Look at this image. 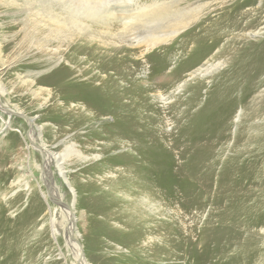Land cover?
Here are the masks:
<instances>
[{"label": "rangeland", "instance_id": "rangeland-1", "mask_svg": "<svg viewBox=\"0 0 264 264\" xmlns=\"http://www.w3.org/2000/svg\"><path fill=\"white\" fill-rule=\"evenodd\" d=\"M79 1L31 2L34 8L56 9L67 5L75 8ZM97 1V5L110 7L124 1L123 4L131 5L134 0ZM10 2L14 0H0V238L5 239L4 252L14 254L7 264H71L65 225L72 227V239L86 264H109L110 260L115 264H264V70L253 78L251 61L243 62L226 51L217 55L216 61L221 64L211 73L213 77L199 81L200 86L191 89L193 80L177 86L179 80L174 79L165 89L147 91L150 109L143 113L154 110L153 106L159 109L161 121L158 118L155 127L160 140H156L162 143L144 152L145 162L138 164L147 170L155 165L151 176L146 173L141 178H152L155 196L148 192L137 196L132 193L135 186L122 185L125 182L117 177L129 160L124 156L135 154L127 139L132 128L126 127L123 134L117 135L107 131L105 122L107 127L119 126L114 113L98 117L94 116V109L79 110L75 97L83 84L99 94H116L124 83L119 80L115 86L101 84L106 76H115L109 69L106 76H101L98 68L105 55L99 57V52L87 63L81 59V64H76L75 72L65 78L64 82L70 83L65 93L58 96L57 106L48 110L55 92L52 85L38 78L52 74L61 61L55 58V49L48 50L52 60L40 57L43 53L27 50L22 20L28 18L13 10L15 6L6 5ZM224 6L217 15H209V21L146 51V57H138V71L134 73L138 82L148 83L150 69L156 79L163 77L162 72L185 70L208 48L215 53L224 45L245 47L248 42L264 48V0H235ZM152 24H147V31L153 28ZM131 36L143 41L145 34L133 32ZM71 52L66 59H70ZM119 52L115 50L114 54ZM130 56L134 57L131 52ZM66 64L63 66L72 70ZM87 78L96 84L87 82ZM252 82L256 85L253 89ZM215 91L220 95L217 103L222 104L217 111L208 112V117L223 114L232 105L233 112L224 121L225 141L214 150L210 167L199 169L193 154L186 153L177 135L189 117L204 105L209 93L214 96ZM161 92L167 95L166 100L158 97ZM225 92L230 94V100ZM133 93L140 97L141 90ZM193 94L196 102L188 103ZM246 94L255 101L254 114L245 106ZM1 103L10 107L11 113L2 110ZM78 112L83 114L81 123ZM90 113L96 119H91ZM178 116L175 125L173 120ZM120 122L125 124L123 116ZM68 145L75 147L66 149ZM143 148L139 146L137 150ZM70 149L89 159H78ZM117 156H121V162L114 165ZM131 166L127 174H137L139 169L135 164ZM207 171L209 181L204 177ZM100 195L103 198L96 202L102 205L94 207L93 199ZM218 197L222 199L217 206L214 201ZM106 203L116 215L109 222L111 232L101 222L107 213L102 210ZM127 217L132 219L128 226L131 230L120 228V219ZM51 224L59 230L55 239ZM125 224L123 221L122 226ZM217 224L219 231H210L209 227ZM140 228H144V235ZM219 233L221 239L215 242L213 238Z\"/></svg>", "mask_w": 264, "mask_h": 264}, {"label": "bare ground", "instance_id": "bare-ground-1", "mask_svg": "<svg viewBox=\"0 0 264 264\" xmlns=\"http://www.w3.org/2000/svg\"><path fill=\"white\" fill-rule=\"evenodd\" d=\"M31 1L32 0H14V3H6V5L9 7L15 6L13 10L25 13V18H28V20H22L23 27L25 28L24 42L27 50L30 51V53H43L40 57L49 60L50 52L48 50L55 49V58L61 61V64L55 68L52 74L47 77L38 78V81L52 85V89L55 92V94L51 96L52 100L50 101L48 110L55 108L58 104V96L65 93V87L70 84L64 82L65 78L75 72L76 64H81V59L87 63L88 60L98 55L99 52L101 53L99 57L105 55L104 62L100 64L98 68L101 76H106L108 69L110 73L115 76L112 78L106 76L101 81V84H111L115 86L119 83V80L124 83H120L124 88H120L119 92L116 94H109L107 91L99 94L95 92V88H89L83 84L78 92V97L77 95H75V97L79 100V110L82 109L85 112L87 109H94V116H98L99 114L104 115L107 112L114 113L118 118L119 126L109 124V128L106 126L107 123L105 122L103 127L107 131H114V134L117 135L118 133L123 134L126 127L132 128L131 130H128L127 139L131 142V149L135 154L130 153L124 156L129 160L121 166L123 167V171L119 172L117 177L124 180H122V183L125 182V184L122 185L131 187L135 186L136 189H132V193L137 196L144 192H148L155 196L156 190L153 189L151 182L152 178H148V180L146 178L145 180L141 179L146 176V173L151 176L152 170L154 172L156 171L155 165L154 168L149 169V162L146 161L147 170L144 165L139 166L138 164L145 162L143 159L144 152H149L151 149L160 146L162 143L161 141L158 143L156 140V138L159 137V132L155 125L158 122V118L161 121V117L158 116L159 109L153 106L154 110H150L145 114L143 113L144 110L150 109V105L147 103V97L149 96L148 93H146L147 91H160L165 89L174 79L179 80L177 86L185 84L188 80L194 81V85L191 89L200 86L198 83L199 81H202L204 78L210 79L213 77L214 74L211 73L221 64L220 61H216L218 59L217 55L226 51L231 52V56L238 60H244L243 62H247V60L251 61L253 65V78L257 77L261 71L264 70V48L260 44L248 42L245 47L232 46L227 48L224 45L215 53H211L208 48L207 52L205 51L202 53L185 70H177L174 72V69H172L169 72H162L161 74L163 77H160L159 79L154 78L153 70L150 69L147 79L148 83L144 81H142V83L138 82V78L134 77V73L138 71V60L141 59L138 57H146V51L159 47L162 44H166L167 41H170L174 37L185 35L193 28L202 25L203 21H209V15H217L222 8H225L224 5L231 4L235 0H134L131 5L127 3L123 4L124 1L113 4L110 7L106 4H104L103 7L97 5V0H80L78 2L79 6H76L75 8L71 4L72 8L67 5L56 9L50 8L51 6L48 9L47 7L34 8ZM72 3L74 5L76 4L74 2ZM152 22L153 28L147 31V24ZM163 28H167V31H162ZM133 32L135 34H145L143 41L133 40L131 36ZM140 42H143V45H141ZM53 44L54 48L51 47ZM69 50H72V52L70 53V59L68 60L66 58L69 56ZM115 50L117 52L120 51L119 54L115 55ZM258 51L259 55H257ZM261 51H263V53ZM130 52L134 57L131 58ZM79 54L80 56H78ZM47 56L49 58H47ZM71 60L74 61V64H70L72 63ZM63 63H68L66 65H69V68L72 70H68V68L63 66ZM159 66L163 71V65L159 64ZM89 79L90 78H87L86 81L96 84L95 81ZM255 86V83L252 82L251 89ZM138 90H141V93H139L140 97H135L133 92ZM144 92L146 94H144ZM224 94L230 100V94L228 92H225ZM195 96L196 94H193L188 103H190V101L196 102ZM249 96V94H246L243 99L245 106L247 105L251 114H254L256 113L255 101H253V99H248ZM123 97L127 98L125 102L120 101ZM158 97L162 100L167 99V95L162 92L159 93ZM219 97L220 95L218 91H215L214 96H212V92H210L204 105L189 117L188 123L181 129L180 133L178 131L177 136L179 141L184 145L186 153L191 152L193 154V160L197 163L199 169L203 166L210 167V158L212 157L214 150L216 151L217 147L225 141L227 127L225 126L224 121L226 122L230 118L233 112V105L231 104V107H227L223 114L215 113L208 117V112L217 111V106L222 104L217 103ZM232 103H234V101H232ZM64 104L66 106L69 105L67 102ZM250 104L252 106H250ZM1 106L2 110L11 113L12 109L10 107L4 104ZM189 106H191V104H189ZM78 114V121L81 123L84 120V118L81 119L83 114L80 112H78ZM89 116L91 119H96L93 117L92 113H90ZM122 116L125 124L120 122ZM179 118L180 116L174 118L173 124L176 125ZM100 131H102L101 128ZM236 140L237 134L234 135V141ZM137 142H139V145ZM139 146L144 148L142 150H137V147ZM71 147L75 146L68 145L66 149ZM70 151L71 154L78 159H89V156H84L78 150L70 149ZM120 157L121 156H117V158H115L116 161L114 162V165L120 164ZM91 158L96 159V156L92 155ZM133 164L136 165L135 168L139 169V171L136 170L137 174L131 173L132 175H129L127 174V171L131 169V165ZM62 176H64V174H62ZM117 177L114 183L117 182ZM204 177L206 181H209V171L204 173ZM220 181H222V178ZM110 196H112V193H110ZM102 198L103 196L101 195L96 196L93 199V206L100 207L102 204L97 203L96 201ZM221 199L222 198L220 197L215 199L214 204L216 205L217 202L218 206ZM105 207L106 209L102 210H106L107 213L105 212L106 214L102 216L101 222L103 223L105 230L111 232L112 228L109 227V222L113 216L116 215L113 214L112 208L108 203H106ZM102 208L104 207L102 206ZM68 213L70 215V211H68ZM71 214L73 215L72 212ZM215 215H218V213ZM218 218L219 220H217L221 221L220 217ZM120 220L122 222H127V224L123 226L121 222L120 228L131 230L128 226L132 219L127 217ZM158 224L160 225L159 221ZM156 227L157 225L154 224L153 228ZM51 228L55 239L56 235L59 234L58 227L51 224ZM64 229L67 233L65 243L69 249V256L72 257L71 264H86L85 261L80 259L79 255H82L72 239V227L65 225ZM209 229L216 233L219 231V226L217 224L216 226L209 227ZM102 230L103 228H101V231ZM138 230H142L143 235L145 234L144 228ZM218 235V237L213 238L215 239V242H219L221 239V234L219 233ZM4 244H6L5 239L0 238V264H7L11 261V259H9L10 256L14 255L4 252L6 249L3 247ZM167 247L168 246L165 248ZM197 260H199V257ZM109 264L115 263L110 260Z\"/></svg>", "mask_w": 264, "mask_h": 264}]
</instances>
